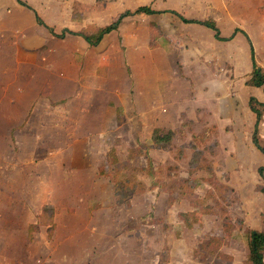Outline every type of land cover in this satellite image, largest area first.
I'll return each mask as SVG.
<instances>
[{
    "label": "crops",
    "instance_id": "crops-1",
    "mask_svg": "<svg viewBox=\"0 0 264 264\" xmlns=\"http://www.w3.org/2000/svg\"><path fill=\"white\" fill-rule=\"evenodd\" d=\"M197 2L205 6V13L202 15L192 16L186 9L183 12L179 8L161 10L151 9L148 6H141L137 11L147 7L153 11V14L135 12V16L170 18V23L176 24L173 36H178L179 41L186 42L188 40L186 33L190 35L195 30L203 35L199 39L200 42L207 41L211 37L218 49L224 48L216 52V59L214 57L209 59L207 45L199 52L187 50L188 44L178 45L176 48L181 51L176 56L181 58V64L184 61L185 65L183 73L180 74V81L175 79L178 84L173 87L170 77L162 76L160 61H156V66L149 60L143 61L141 63L143 68H138L140 63L134 62L133 54H139V51L134 53L137 50L134 45L138 49H143L139 47V39L143 38L144 33L137 27L125 24L130 14L121 15L120 18L107 24L108 22L95 21L97 19L95 13L91 19H85L81 17V12H75V7L80 4L91 6L96 4V0L83 3L81 0H0V225L10 220L9 223L16 227L15 231H21L25 235L20 236L23 244L33 240L34 232H30L29 229L37 226L40 232L44 230V233L47 232L49 235L48 237L46 234L44 245L47 249L55 243H61L64 240L62 235L66 233L79 235L80 231L94 230L95 226L90 222L87 223V220L84 224L83 221H79L82 229L73 226L71 228L69 226L71 223L66 225L57 222L58 217H66L71 222L70 220L78 216L81 210L88 214L90 210L87 202L99 201L102 198V196L97 197L101 192L96 186L101 187L103 192L108 190L111 202L116 206L114 184L108 177L100 174L101 169L107 168V163L99 167L96 165L91 169L93 161L90 156L96 150L86 146L85 138L96 134L97 124L102 128L97 135H106L105 131L108 127L106 122L112 121L114 116L115 122L120 123L127 104L135 107L142 117H147L149 114L160 116L164 105L161 93L162 90L168 89V92H171V101L183 100L186 103L193 96L190 106L194 113L199 111L212 114L208 125L201 129L200 133L211 132L210 138L214 136L217 138L220 150L234 155L232 163L227 164L225 177H221V172L218 171L217 180L221 185L232 190L233 202L230 212L232 216L230 214L227 216L232 217L234 223L228 234L224 229V223H231L223 216L225 220L223 232L230 238L239 234L244 239L242 243L247 246V252L243 261L246 264L249 253L248 233L264 232V195L260 191L264 183V173L263 177L258 173V170L264 167V153L254 142L256 132L259 143L264 148V115L258 120L249 107L250 98L264 104V91L262 87L247 84L253 71L252 50L257 65L264 70V2L241 0L232 5L222 2L218 10H222L223 13L217 16H209L204 0ZM108 12L111 13V9L106 5L101 14L106 16ZM28 13L33 15L30 19L26 18ZM180 17L194 22L213 21L218 31V38L214 31L204 25L185 23ZM115 21L117 24L114 30L105 34L97 46H90L82 37L76 35L89 26L104 28ZM161 30H164L163 27L161 29L154 23L150 28V34L147 35L150 40L148 43L151 42L154 47L152 56L160 55V44L162 37H165ZM114 40H126L131 45L126 47L124 53L121 52L124 54L122 57L127 58L126 64L135 65L131 74L121 73L119 77L114 76L112 65L106 61L112 52L111 43ZM245 42L251 62H248L249 57L246 54L242 64L240 58L243 55L241 51ZM121 48L123 51L124 45ZM188 54L198 55L197 62L185 59L191 57ZM220 55L224 59L228 58L231 75L221 80L217 74H214L213 77L217 78L213 80L207 76L209 60L218 61V57L222 58ZM75 59H78L76 65L73 63ZM150 65L151 69H149ZM194 66L197 69L193 70ZM168 80V86H164L163 84ZM123 82L127 84L124 96L122 89L118 88ZM240 83L244 86L247 97L244 101L246 106L244 109L240 107L241 102L236 94V85ZM131 90L134 91V95ZM103 92L110 97L105 96L101 103L104 104V108L95 113L97 98L102 96ZM186 108H190L189 104H186ZM194 115L196 122L188 118L176 129L165 126L153 127L150 138L155 128L178 130L186 123L193 125L200 122L201 118ZM32 116L36 121L35 128L30 127ZM169 118L171 119L172 115ZM227 120L228 124L221 127L219 121ZM239 130L244 132L237 141L234 139V131L237 133ZM41 131L50 133L44 136ZM193 133L200 134L195 131ZM30 137H34L35 142H38L34 146L35 150L43 146L44 139L51 138L50 147L46 145L49 148L47 153L51 156L50 162V156L42 159L49 163L48 166L52 169L51 171L45 166L46 175L40 169L42 164L35 163L39 162L37 155L25 160L23 164L22 161L18 162L16 165L18 169L13 163L7 162L8 154L11 156L16 154L25 143L31 141L27 140L32 139ZM240 150L254 154L257 160L249 165L243 164ZM85 155L88 157L84 158ZM2 163L6 165L5 168H1ZM88 167L91 170L90 174L93 175L86 177L85 172ZM88 195L94 198L90 199ZM46 207L52 210V216L48 215L42 220ZM236 225L239 228H236ZM98 230L99 228L95 227V231ZM227 245V242L223 241L219 250ZM8 248L10 246L4 245L0 240V251ZM44 258V260L50 258L47 250ZM262 260L264 264V254ZM30 262L35 264L37 261L35 263L9 261V264ZM38 262L56 264L57 261ZM172 262L170 261L169 264ZM5 263L7 264V261H3V264Z\"/></svg>",
    "mask_w": 264,
    "mask_h": 264
},
{
    "label": "rangeland",
    "instance_id": "rangeland-1",
    "mask_svg": "<svg viewBox=\"0 0 264 264\" xmlns=\"http://www.w3.org/2000/svg\"><path fill=\"white\" fill-rule=\"evenodd\" d=\"M81 1L83 3L92 0ZM236 1L241 0H204V3L208 7L207 12L209 16H217V14L223 13L222 10H218L220 3L228 2V4L232 5ZM245 1L249 2L250 0H244V2ZM261 1L264 2V0ZM105 4L111 9V13L108 12L106 16H102L103 14L101 13L103 12V7L106 6ZM141 6H148L151 9L161 10L166 8H179L183 12L184 9H186L192 16L205 13V6L201 5L197 0H96L95 5L89 6V4H80L78 7H75V12H81V17L85 19H91L92 15L95 13L97 17L95 21H102V23L108 22L107 24L120 18L119 16L121 15L130 14L131 16L129 15V18L126 19L125 24L130 27H137L140 32L144 33L143 38L139 39V47L143 49H138V47L134 45L135 49H137L134 53L139 51V54H133L134 62H139L138 68H143V64H141L143 61L149 60L151 63H155L153 64L154 66L157 64L156 61H160L161 74L163 77L164 75L170 77V79H168L170 83L174 85L173 87H176V84H178L176 81L177 79L180 81V74L183 73V67L185 65V62L183 61L181 64V58L176 56L181 51L176 48L178 45L183 46L184 44H188L189 48L187 47V50L195 52H199L202 47L207 45L209 59L211 57L215 58L217 55L216 52H220L224 49H218L211 37H209L207 41L200 42L199 39L203 35L195 30L192 31L190 35L186 33L188 37L186 42L179 41L178 36H173L176 24L170 23V18H162L161 16L148 17L144 15L135 16V12ZM26 16L27 19H30L33 15L28 13ZM154 23L161 27V29L163 27L164 30H161V32L165 34V37H162L160 44V55L155 54L152 56L154 47L151 42L148 43L149 38L147 35L150 34V28H152ZM64 29L67 30L66 28ZM111 44H113L112 52L109 54L106 61L110 62L112 65L114 76L119 77L121 73L123 75L127 73L131 74V70L132 72L134 71L135 65L132 63L126 64L127 58L122 57L124 56L123 53L126 51V47L131 45H129L126 40H114ZM122 45L125 47L123 51H121ZM203 50L204 48L202 51ZM242 53L243 55L240 58L241 63H244L246 54H248L249 58H247V60L250 63L251 58L249 52H247L246 42L244 43V49L241 51V54ZM188 56L191 57L185 59L194 61V63L195 61L197 62V58L199 57L193 54H188ZM221 57L222 58L218 57V61L209 60L207 71L208 78L215 80L218 77L223 80L231 75L228 58L224 59L223 56ZM77 61L78 59L73 60L74 65H76ZM149 69H151V65ZM192 69L195 70L197 67L194 66ZM238 71H240V69ZM214 74H217L216 78L213 77ZM169 80L163 85L168 86ZM162 82L165 81L162 80ZM184 83L182 84L184 85ZM241 84L242 83L236 85V94L239 102H241L240 107L244 109L246 107L244 106V101L247 100V97L245 88ZM126 86L127 84L123 82L120 83L118 87L122 89V96L126 93ZM168 91V89H165V91L162 90L161 93L164 105L162 106L160 116L163 118L159 115L154 116L153 114L142 117L135 107L127 104L125 115L120 123L115 122L114 116L112 121L106 122V125H108L105 131L106 135H97L102 129L97 124L96 134L85 138L86 146L96 150V152L90 156L93 161L91 163V169L96 165L99 167L106 162L107 170L111 175H115L119 180L130 179L131 183L135 185L126 204H123L121 207L114 206L111 202L109 191L103 192L101 187L96 186L101 192L97 197L99 198L102 196V198H100L99 201L87 202L90 210L88 214L81 210L78 216L70 220L71 222H69L66 217H58L57 222L59 224L65 223L66 225L71 223L69 225L70 227L80 228L79 225L82 224H79V221H83L84 224L85 220H87V223L90 222L93 226L99 228L98 232L95 231L94 227V230L80 231L79 235H73L72 232L66 233L62 235L64 236V240L62 239L63 241L61 243H55L49 249L44 247L46 244V234L49 237L47 232L46 234L44 230L40 232L38 226L36 228H30V232H34L32 234L33 240L23 244L22 241H20V236L25 235H23L21 231H15L16 227L9 223L10 220H8L4 225H0V240L4 245L10 246V248L0 251L1 264H3V261H7V264H9V261H34V263L37 261L35 264H39L38 261H57L55 262L56 264H169L170 261H173L172 264H245L243 259L247 252V246L242 243L244 239L240 237L239 234L234 238H230L227 236V233L224 234L223 232V222L225 220L223 219L222 213L225 210V213L229 215L232 210V204L227 205V200L223 201L222 198L221 200L218 199V189L216 190L215 188L214 190L210 183L218 184L215 180L218 177V171L221 172V177H225L227 164H231L234 159L233 154L223 153L220 150L215 136L214 138H208L206 143L198 145L200 139L193 141L188 134L185 138L177 137L174 140L172 146L173 150L171 152H154L150 150L148 155L153 160V166L156 169L161 168L159 180L163 185L162 189H150L152 180L140 171L141 168L147 165L145 156L140 154V156L135 157L133 161L129 162L127 160V156L131 150L138 149L140 145L150 144V131L155 126H165L176 129L183 121L188 120V118L196 122L194 114H196L198 118H201V120L200 122L193 123V131L200 133L201 129L208 125L212 114L201 113L199 111L194 113L192 106H190L193 101V96L189 98L186 103L183 100L178 102L176 100L171 101V92ZM132 94L134 95V91H132ZM105 96L110 97L108 94L105 95L104 92L102 96H98L95 113H98L99 109L104 108V104L101 105V103L104 101V98H106ZM186 104H189L190 108L187 109ZM178 114L181 116L179 117ZM170 115H172L171 119L169 118ZM35 122L32 116L30 119V127L35 128ZM227 122L228 120L219 121V124L223 127L228 124ZM209 126H211V124ZM34 131L35 133L37 132L35 129ZM41 132L44 136L50 133L45 131ZM243 132L239 130L236 133L234 131V139L239 141L241 139L240 135L243 136ZM30 138L32 139L27 140L31 141L25 143L24 147L20 148L16 154L12 156L8 154L7 162L13 163L14 167L18 169L19 167L16 166L18 162L22 161L23 164L25 160L37 155L36 158L39 159V162L35 163L42 164L40 169L44 171L43 173L46 175L47 172L44 169L45 166L49 167V163L42 159L46 156H50L47 152L49 150L48 147H50L49 143L51 138L44 139L43 146L38 147L37 150H35L34 146L38 142H35L34 137ZM63 140L67 142L66 139ZM193 146H195V148L198 146L199 151H201L204 158L210 164L212 172L199 169L190 173L189 162L192 157ZM180 149L184 150L185 153L182 158L178 156V151ZM240 152L241 162L245 165L254 163L257 160L256 156L250 152H242V150H240ZM111 154H114L119 160L116 166L111 164ZM86 156L87 155H85L84 158ZM50 159L51 156L49 162ZM13 160L15 161L13 162ZM203 164L201 163L200 165ZM5 166L6 165L2 163L1 168H5ZM87 169L88 170L85 172L86 177L93 175L90 174V168L88 167ZM187 179L195 180V182L191 184L192 189L189 187L185 189L187 193L183 196L180 195L178 189L182 182ZM196 182L198 183L196 184ZM219 184L221 183L219 182ZM91 195H88L90 199L94 198ZM227 199L228 202L230 200L232 201V196H229V198L227 197ZM197 201L209 205V211L212 212V214H201V216H199L201 219L200 223L188 228L183 223L180 214L195 212V210L198 209ZM230 216H232V214H230ZM229 221L231 225H233L234 221L232 217H229ZM236 228H239V226L236 225ZM16 237L19 238L16 239ZM223 241H226L228 245L219 250ZM46 250L50 253V258L44 260ZM29 264H31V262Z\"/></svg>",
    "mask_w": 264,
    "mask_h": 264
},
{
    "label": "trees",
    "instance_id": "trees-1",
    "mask_svg": "<svg viewBox=\"0 0 264 264\" xmlns=\"http://www.w3.org/2000/svg\"><path fill=\"white\" fill-rule=\"evenodd\" d=\"M137 12H142L145 14H153V11L147 7L140 8ZM177 15L176 13H173ZM183 22L185 23H199L204 25L205 27L209 28L210 30L214 31L217 38H218V31L216 28V25L213 21H204V22H194L190 20H185L182 17H180ZM39 22V19H38ZM117 22H113L111 25L104 27V28H97L95 26H89L86 29L82 30L80 33H76V35L82 37L90 46H97L103 36L105 34L110 33L112 30H114L115 25ZM73 34V33H70ZM252 64H253V71L250 76V80L247 82L248 85L253 87H262L264 91V70L262 68H259L255 61L254 52L252 50ZM249 107L250 110L257 116L258 120L261 119V117L264 115V104L259 103L256 99L250 98L249 99ZM187 134H190L191 139L193 141L199 140L200 143H206L208 138L210 139L211 132L204 131L200 134L193 133L192 125L190 123H186L182 125V127L178 130H171V129H164V128H155L151 133L150 138V144L149 145H140L138 146V149L131 150L129 152V155L127 156V160L133 161V159L137 156L143 155L146 158L147 165L140 169L141 172H143L147 177H149L152 180V184L150 185V189H162L163 185L161 184V181L159 180V174L161 172V168L156 169L153 166V160L148 155V152L150 150H156V151H172L173 149V142L177 137L185 138ZM254 142L258 149L264 153V148L260 145L259 140L257 138V133L254 134ZM193 153L191 160L189 162L190 167V173H193L196 170L202 169L207 170L209 172H212V169L210 167V164L208 161L204 158L201 151H199L198 146L195 148L193 146ZM185 155L184 150L178 151L179 158H182ZM111 164L117 165L119 163V160L115 157L114 154H111ZM204 162V164H203ZM203 165H200V164ZM208 163V165H207ZM258 173L260 176L263 177L264 173V167H261L258 170ZM100 174L102 176L108 177L110 181L114 184V204L116 206H122L123 204H126L127 199L131 196L132 190L134 189L135 185L131 183L130 179H124L119 180L115 177V175H111V173L107 170V168L101 169ZM218 184H214L212 182L211 186L215 190H217L218 199L225 201L227 200V205H231L233 202L230 200L228 202L227 197L232 196V190L228 188L227 186L219 184L218 180L215 179ZM195 180L187 179L182 182L181 186L179 187V193L180 195L185 196L187 192H185L186 188L192 189L191 184H193ZM198 182H196L197 184ZM218 185V188H217ZM194 187V186H193ZM261 193L264 195V183L263 186L260 188ZM222 201V202H223ZM224 203V202H223ZM225 204V203H224ZM197 210L193 213H183L180 214V217L183 221V223L186 225V227L191 228L195 224L200 223V217L201 214L210 215L212 212H210L209 205L205 204L204 202L197 201ZM52 210L48 207H46L43 211L42 220L47 218L48 215L52 216ZM223 216H225L226 220H229L227 213H225V210L222 213ZM49 218H52L50 217ZM239 223V222H238ZM224 229L229 234L232 230V225L229 223H224ZM248 247H249V253L247 256L246 264H263V254H264V232L262 233H252L249 232L248 235Z\"/></svg>",
    "mask_w": 264,
    "mask_h": 264
}]
</instances>
